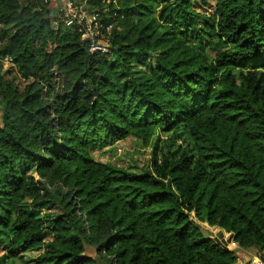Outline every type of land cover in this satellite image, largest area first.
Masks as SVG:
<instances>
[{"label": "trees", "instance_id": "trees-1", "mask_svg": "<svg viewBox=\"0 0 264 264\" xmlns=\"http://www.w3.org/2000/svg\"><path fill=\"white\" fill-rule=\"evenodd\" d=\"M86 4L107 53L0 0V264H234L201 223L264 261V0ZM155 135L142 171L92 155Z\"/></svg>", "mask_w": 264, "mask_h": 264}, {"label": "built area", "instance_id": "built-area-1", "mask_svg": "<svg viewBox=\"0 0 264 264\" xmlns=\"http://www.w3.org/2000/svg\"><path fill=\"white\" fill-rule=\"evenodd\" d=\"M87 0L79 2L78 0H48V4L59 3L61 14L56 21L65 26H76L81 32L83 40L88 43L91 52L107 53L109 48L106 42V36L112 30V23L104 24L93 9L91 12L83 9ZM114 1V0H113ZM10 58L4 59V64H9ZM246 264H264L260 258H253Z\"/></svg>", "mask_w": 264, "mask_h": 264}, {"label": "rangeland", "instance_id": "rangeland-1", "mask_svg": "<svg viewBox=\"0 0 264 264\" xmlns=\"http://www.w3.org/2000/svg\"><path fill=\"white\" fill-rule=\"evenodd\" d=\"M203 10V9H201ZM212 9L208 8L207 11ZM9 64H4V69H7ZM156 135L152 138L151 142L148 145H143L138 139L133 136H129L125 139L117 141L113 146H108L101 150L94 151L92 155L101 160L108 161L117 166L124 168L142 171L149 164V159L151 157V152L154 145V139ZM166 134H160L161 140H164ZM201 226L204 228L211 229L212 231L217 230V228L210 227L206 223H201ZM228 236V233H225V237ZM95 248L86 246L85 252L90 255H95ZM30 255H35L36 252L29 253ZM7 264H22L21 261L17 258H14L12 262ZM96 264H105L101 259H96Z\"/></svg>", "mask_w": 264, "mask_h": 264}, {"label": "crops", "instance_id": "crops-1", "mask_svg": "<svg viewBox=\"0 0 264 264\" xmlns=\"http://www.w3.org/2000/svg\"><path fill=\"white\" fill-rule=\"evenodd\" d=\"M78 1L82 2L83 0H78ZM82 5H84V4H82ZM49 9L51 11V12H49L50 16L52 18H54L52 23H53V25H56V21H58V18L61 14L60 4L59 3L49 4ZM54 12H56V16H54ZM225 233L226 232H224V237H225ZM228 249L234 250L235 253L237 254V259H236L234 264H246V263L250 262L253 258H260V256L258 255V253L256 252L255 249L241 248L238 246V244L234 240H232L230 243H228Z\"/></svg>", "mask_w": 264, "mask_h": 264}, {"label": "water", "instance_id": "water-1", "mask_svg": "<svg viewBox=\"0 0 264 264\" xmlns=\"http://www.w3.org/2000/svg\"><path fill=\"white\" fill-rule=\"evenodd\" d=\"M83 9L87 10L88 12H91L93 9L89 6V5H83L82 7ZM49 12L50 9H49ZM54 16H56V12H54ZM202 233L204 234V236H209L212 239H214V241L216 243H218L219 245H221L223 248L228 249V243H230L233 239L234 236L229 234L227 237H224V231L221 229H217L215 231H212L211 229L208 228H202Z\"/></svg>", "mask_w": 264, "mask_h": 264}]
</instances>
